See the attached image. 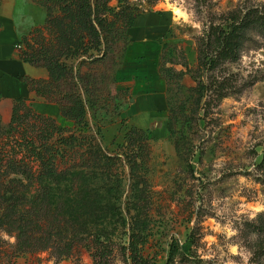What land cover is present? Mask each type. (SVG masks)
<instances>
[{
	"label": "rangeland",
	"instance_id": "374dc122",
	"mask_svg": "<svg viewBox=\"0 0 264 264\" xmlns=\"http://www.w3.org/2000/svg\"><path fill=\"white\" fill-rule=\"evenodd\" d=\"M123 1L140 12L139 18L155 13L166 21V35L160 40L161 57L164 44L178 48L164 64L175 75L169 80L172 93L168 80L160 75L167 90L163 102L151 105L143 114L137 102L140 99L114 82L111 91L104 93L89 111V134L102 154L122 159V163L114 159L103 169L108 178L112 177L114 187L117 179L122 183L120 205L125 219L113 217L100 227L112 233L108 243L110 264H133L127 248L131 237L138 233L146 239L140 249L148 264H169L174 245L178 254L171 264H264V34L250 31L236 62L223 63L204 74L203 80L209 84L226 82L230 95L219 101L213 94L206 117L204 111L194 115L188 110L186 117L174 120L173 132L169 131L170 108L182 101L191 105L190 90L197 84L192 76L181 80L177 74L185 62L193 71L197 69L199 47L211 24L221 25L229 13L248 8L264 12V0ZM110 6L119 7V0H110ZM174 8L183 15L177 17ZM131 32L128 36L132 44ZM124 44L121 40L117 46L119 57ZM48 104L28 101L36 112L67 127L60 108ZM7 129L2 126L0 135ZM132 129L150 133L142 152L146 166L138 170L143 182L135 191L138 198L133 195L130 164L126 162V153L130 152L124 149ZM2 148L8 153L7 159L19 161L25 157V152L6 136L0 140V152ZM85 151L70 147L69 154L60 160V169L79 170L81 159L88 158ZM34 167L36 170L37 165ZM31 194H39L36 185L27 195ZM133 200L139 210L132 207ZM42 206L38 205L41 213L45 208ZM136 220L139 227H135ZM60 240L57 252L41 251L37 246L33 252L20 253L16 234L2 229L0 264H95L92 239L75 242L68 255L61 251L69 244L70 236L63 235Z\"/></svg>",
	"mask_w": 264,
	"mask_h": 264
},
{
	"label": "trees",
	"instance_id": "16d2710c",
	"mask_svg": "<svg viewBox=\"0 0 264 264\" xmlns=\"http://www.w3.org/2000/svg\"><path fill=\"white\" fill-rule=\"evenodd\" d=\"M32 1L47 10L48 19L44 27L22 39L20 57L24 63L46 69L49 78L25 77L24 80L38 97L60 108L68 126L62 127L53 118L39 114L28 105L27 99L17 101L11 123L0 135V140L4 136L7 141L12 139L19 151L25 152V157L19 161L7 159L8 153L3 148L0 152V231L16 234L20 253L33 252L37 246L41 251L57 252L60 250L57 243H62L60 238L65 235V238L70 236V240L61 254L68 255L75 242L92 239L95 264H110L112 253L108 243L112 233L100 227L113 217L125 219L120 205L122 183L117 179V187H114L112 177L108 178L103 169L114 159L120 163L122 159L102 154L89 134L88 117L102 95L111 91V85L117 82L118 68L131 44L128 35L140 12L123 0H119L117 8L110 6V0ZM252 30L264 34V12L258 8L231 12L223 24H211L199 47L197 69L193 71L185 62L184 69L177 74L181 80L192 76L197 84L190 90L191 105L186 101L175 107L170 104V133L176 121L186 117L188 110L194 115L204 111L206 117L213 94L219 101L230 95L226 82L209 84L203 80L204 74L217 70L223 63L236 62ZM121 40L125 44L119 57L117 46ZM177 48L164 44L159 65L160 75L168 80L170 93V81L175 75L172 70H166L164 64L168 58L172 59ZM182 54L185 56L184 51ZM179 92L180 88L175 95ZM1 127L0 120V131ZM148 134L132 129L124 146L130 152L126 153V162L130 164L136 198L135 191L143 183L138 170L146 166L142 152L148 144ZM70 147L86 148L84 155L88 154V158L81 159L80 167L76 165L79 170L60 169V160L69 154ZM96 155L97 161L92 164ZM34 165H37L36 170ZM34 185L39 194L27 195ZM38 205L45 206L43 213ZM131 205L139 210L137 201L133 200ZM53 207L56 210L52 212ZM134 223L139 227L138 220ZM140 234L131 237L127 251L131 253L133 264H148L140 249L146 239ZM177 254L174 245L169 264L175 262Z\"/></svg>",
	"mask_w": 264,
	"mask_h": 264
},
{
	"label": "crops",
	"instance_id": "0c3cea01",
	"mask_svg": "<svg viewBox=\"0 0 264 264\" xmlns=\"http://www.w3.org/2000/svg\"><path fill=\"white\" fill-rule=\"evenodd\" d=\"M47 19V10L32 0H0V120L4 127L11 123L18 100L27 99L38 105L46 102L31 90L24 78L47 80L49 73L44 68L24 63L19 47L22 39L44 27ZM166 29V21L155 13L146 18L138 17L131 30L132 44L117 74L118 87L140 99L137 102L143 114L151 105L163 102L167 95L159 66L160 40L166 35ZM48 106L55 105L49 103Z\"/></svg>",
	"mask_w": 264,
	"mask_h": 264
},
{
	"label": "bare ground",
	"instance_id": "6f19581e",
	"mask_svg": "<svg viewBox=\"0 0 264 264\" xmlns=\"http://www.w3.org/2000/svg\"><path fill=\"white\" fill-rule=\"evenodd\" d=\"M174 13L175 15L178 16H182V15H178V13H182V11L179 8H174ZM183 14V13H182Z\"/></svg>",
	"mask_w": 264,
	"mask_h": 264
},
{
	"label": "clouds",
	"instance_id": "9594fccd",
	"mask_svg": "<svg viewBox=\"0 0 264 264\" xmlns=\"http://www.w3.org/2000/svg\"><path fill=\"white\" fill-rule=\"evenodd\" d=\"M178 15H183L182 13H178Z\"/></svg>",
	"mask_w": 264,
	"mask_h": 264
}]
</instances>
